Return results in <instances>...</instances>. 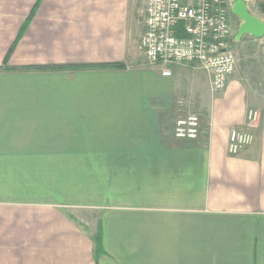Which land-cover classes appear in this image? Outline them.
<instances>
[{
  "label": "crops",
  "instance_id": "1",
  "mask_svg": "<svg viewBox=\"0 0 264 264\" xmlns=\"http://www.w3.org/2000/svg\"><path fill=\"white\" fill-rule=\"evenodd\" d=\"M140 2L0 0V264H264V118L228 151L264 81L165 77ZM190 112L195 142L174 136Z\"/></svg>",
  "mask_w": 264,
  "mask_h": 264
},
{
  "label": "built area",
  "instance_id": "2",
  "mask_svg": "<svg viewBox=\"0 0 264 264\" xmlns=\"http://www.w3.org/2000/svg\"><path fill=\"white\" fill-rule=\"evenodd\" d=\"M234 0H147L145 32L140 48L150 66L161 65L163 75L171 76L173 65L191 67L210 78V90H225L228 78L237 68L233 52V26L230 22ZM232 16V15H231ZM179 105H185L180 101ZM256 110L247 112L245 129H233L229 135V154L239 155L252 146L251 132L260 120ZM176 139L195 142L202 138L200 116L195 112L178 118Z\"/></svg>",
  "mask_w": 264,
  "mask_h": 264
},
{
  "label": "rangeland",
  "instance_id": "3",
  "mask_svg": "<svg viewBox=\"0 0 264 264\" xmlns=\"http://www.w3.org/2000/svg\"><path fill=\"white\" fill-rule=\"evenodd\" d=\"M146 2L147 0H141L140 5H139V9H140V24H139V30H137V34H136V39L137 41V48H139V39L141 37L142 39V27H143V22L145 19V6H146ZM252 3V11L255 12L257 11V15H259V17L264 18V12H261L259 9L261 8V5L264 4V0H251ZM260 7V8H259ZM230 22L231 25L233 26V31H234V37L236 36L237 32H238V28L240 25V21L231 16L230 15ZM234 37H233V52L235 53L236 59H237V68L236 71L234 72L235 74H240L244 77H246V79H249V77H251V79H253V81H258V82H262L264 81V39L262 42H258V43H252L249 44L247 43L248 46L242 45V47L238 46V48L236 49L234 44H238L240 42H235L234 41ZM139 50V49H137ZM138 53V57H143L144 55L142 54L141 51H137ZM233 75V74H232ZM258 86V85H257ZM264 86V85H263ZM259 87V86H258ZM254 88V87H253ZM261 96H264V93L261 94ZM263 101L258 102V106L257 107H253L250 110H256L259 112L260 114V120L259 123H261V120L264 118V99H261ZM90 219H89V217ZM79 219H84V222L86 223L87 220H90V222H94L96 221V219L98 218V214L95 213L94 211H82L80 210V213L78 215ZM94 218H96L94 220ZM93 227V225H92Z\"/></svg>",
  "mask_w": 264,
  "mask_h": 264
},
{
  "label": "water",
  "instance_id": "4",
  "mask_svg": "<svg viewBox=\"0 0 264 264\" xmlns=\"http://www.w3.org/2000/svg\"><path fill=\"white\" fill-rule=\"evenodd\" d=\"M248 1L234 0L231 5V15L240 21L238 32L234 37L235 42H240L244 37L264 39V20L251 12Z\"/></svg>",
  "mask_w": 264,
  "mask_h": 264
},
{
  "label": "trees",
  "instance_id": "5",
  "mask_svg": "<svg viewBox=\"0 0 264 264\" xmlns=\"http://www.w3.org/2000/svg\"><path fill=\"white\" fill-rule=\"evenodd\" d=\"M261 9L264 12V4L261 5ZM99 68H101V69H123L124 66H123V64H107V65L100 66ZM5 69H9V68H5ZM96 243H97L98 251L101 252L102 247H101V241H100L99 237L96 239Z\"/></svg>",
  "mask_w": 264,
  "mask_h": 264
}]
</instances>
